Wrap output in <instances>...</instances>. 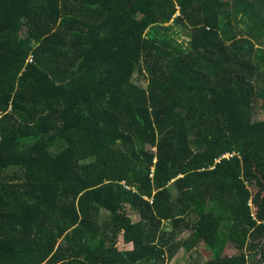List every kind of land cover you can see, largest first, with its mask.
Instances as JSON below:
<instances>
[{"label": "trees", "instance_id": "trees-1", "mask_svg": "<svg viewBox=\"0 0 264 264\" xmlns=\"http://www.w3.org/2000/svg\"><path fill=\"white\" fill-rule=\"evenodd\" d=\"M261 99L264 0H0V264H264Z\"/></svg>", "mask_w": 264, "mask_h": 264}, {"label": "rangeland", "instance_id": "rangeland-1", "mask_svg": "<svg viewBox=\"0 0 264 264\" xmlns=\"http://www.w3.org/2000/svg\"><path fill=\"white\" fill-rule=\"evenodd\" d=\"M184 38H188L186 36H184ZM135 82L139 83L140 85L142 86H146V82L144 80V77H142V75L140 76L138 74L137 76V79L136 77L134 78ZM257 119L259 121H264V99H261L260 100V103H259V113H258V116H257ZM123 239L120 238V241H119V244H118V247L119 248H123V249H126L128 246H125L123 244ZM200 252V254H199ZM230 256H235V255H238V252L233 250L231 252L228 253ZM194 258H196V261L198 262H205L206 260H210L211 258V255L208 254V252L206 251V249L204 248V246H201L198 253H195L194 255ZM191 259L189 258V256H187V253L184 252L183 250H180V252L178 253L177 257L173 259L172 263L173 264H187V262H189Z\"/></svg>", "mask_w": 264, "mask_h": 264}, {"label": "crops", "instance_id": "crops-1", "mask_svg": "<svg viewBox=\"0 0 264 264\" xmlns=\"http://www.w3.org/2000/svg\"><path fill=\"white\" fill-rule=\"evenodd\" d=\"M132 248H133V246L128 245V247L126 248V250H131ZM169 264H173L172 261H170Z\"/></svg>", "mask_w": 264, "mask_h": 264}]
</instances>
